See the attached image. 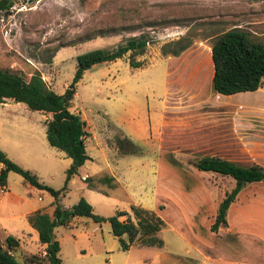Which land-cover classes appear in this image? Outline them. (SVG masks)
<instances>
[{"label":"rangeland","instance_id":"374dc122","mask_svg":"<svg viewBox=\"0 0 264 264\" xmlns=\"http://www.w3.org/2000/svg\"><path fill=\"white\" fill-rule=\"evenodd\" d=\"M218 13H223V16L237 13L245 28L243 30L253 40L264 44V0H31L29 3L14 2L7 14L0 12V69L20 73L26 79L37 72L46 87L55 94H61L70 85L77 55L94 49H111L123 39L139 34L149 40L142 55L143 67L130 68L126 57L96 64L84 71L74 86L75 95L70 110L85 122V138L89 135L85 140V153L93 161L85 165L90 177L94 178L91 174L105 175L109 160L112 164L118 161L120 166L117 169L121 174L119 186L108 187L111 177L106 175L104 177L108 180L105 178L94 185L99 190L96 192L108 198L85 194L92 204L93 214L110 217L115 211L126 210L129 200L126 190L142 193L153 183V173L157 174L158 180L167 178L168 183L179 184L181 181L178 179L184 178L181 183L190 184L186 180L193 179L200 185L193 191L200 198L208 196L216 205L232 188L233 183L228 177L196 171L193 168L196 160L192 157L193 153L169 154V151H163L159 154L161 159H153L158 156L156 142L159 139L163 142L162 146H178V141L187 138L183 132L191 125L188 120H183V124L172 113L165 115V119L171 122L161 125L160 112L164 100L169 104L189 107L186 104L193 103L187 95L180 96L178 100L169 99L168 93L165 96L163 73L169 66L165 61L157 60L159 47L174 38L188 36L192 43L185 51L192 49L196 43L194 55L203 67L210 59L197 43L219 32L209 25ZM204 87V79H201L202 94ZM209 89L215 95L211 86ZM247 95L232 101L245 105ZM260 100L264 101V93H258L252 101ZM245 123L243 137L236 139L237 142L233 139L230 143L232 148L221 154L228 157L225 161L240 167L258 165L264 168V112L258 116L249 114ZM206 126V133L213 132L214 128ZM126 134L133 146L125 143L123 135ZM42 139L45 141L44 136ZM202 139L213 141L215 137L211 134ZM128 154L133 155L119 160V157ZM30 155L21 159L11 155L9 160L30 171L44 186L59 190L68 166L54 163L53 167L44 169L40 160ZM173 155L175 159H162ZM125 164L131 167L128 169ZM173 167L186 171V175L176 176ZM74 178L75 184H67L66 195L59 198L60 205L64 203L71 207L76 203L80 193L76 188L83 182L79 180V174ZM5 188L0 200V243L5 235L18 239L20 247L14 259L20 262L23 254L34 252L38 246L36 233L29 227L26 215L33 210H41L51 216L53 199L46 191L29 187L11 172L7 174ZM240 201L248 205L247 217H264V183L245 186L234 200L237 203ZM129 217L132 216L129 214ZM249 221L245 229L254 238L246 244L254 248V243L264 244V222L256 219ZM102 223L101 232L106 235L109 226L106 222ZM100 225L80 218L70 228H54L52 234L59 245L60 264L103 263L106 255L102 243L99 237L92 236L99 235ZM173 234L166 228L161 235L171 241ZM218 240L224 243L227 238ZM236 242L235 251L240 252L244 240L241 238Z\"/></svg>","mask_w":264,"mask_h":264},{"label":"crops","instance_id":"0c3cea01","mask_svg":"<svg viewBox=\"0 0 264 264\" xmlns=\"http://www.w3.org/2000/svg\"><path fill=\"white\" fill-rule=\"evenodd\" d=\"M214 20L215 21L212 22V24L209 23V25H212L214 30L219 32L233 28L245 29L242 27L237 13L231 14L230 16H223V13L221 15L218 13ZM177 38H174V40ZM211 39L212 37H206L203 42L197 43L199 44L198 46L204 48L203 53L207 54L208 60L210 59V43H206ZM195 45L196 43L192 45V49L183 51L175 57L158 54L157 60H163L169 66L163 73L165 96L168 93L167 96L170 97L169 99L178 100L180 96L183 97L187 95L189 100L193 103L186 104L191 106L189 107L180 104H169L164 100L160 112L161 125L171 122L165 119V115L170 113L175 115L183 124H185L183 120H188L187 122L191 123V125L183 132L184 136L187 138L178 141V146H162L163 142L159 139L156 142L158 156L153 159H161L159 154L163 151H169V154L187 151V153L195 154L192 156L194 159L218 158L227 160L228 157L221 153L232 148L230 143L233 139L236 141V139L243 137L242 127L246 125L245 122L248 115H263L264 101L260 100L256 102L252 100L258 93H264V85L253 92H241L229 96L219 95L214 91L215 95L211 93L209 89L212 76L211 62L208 61V63L202 67L200 59L197 55H194V50L196 49ZM190 51L193 52L190 53ZM143 59L144 57L141 56L139 61ZM201 79H204L205 82L203 94L200 88ZM184 81H186V83H184ZM184 84L186 85L185 89H183L185 87ZM244 94H248L245 105L241 102L232 101L234 98H241ZM176 102L177 101L174 103ZM33 115L38 117H34ZM49 118V114L30 111L23 104L13 103L7 100L1 102L0 138L2 137V141L0 140V151L10 160L11 155L12 157L20 158L23 156L27 157L31 154V157L40 160L39 162L43 165L41 166L44 169L53 167L54 163L62 164L64 167L69 166L70 159L62 152L49 147L46 140L43 141L42 139V136H44L45 139L44 123ZM207 119L210 120L207 121ZM206 124H208V127L214 128L213 132L206 133ZM211 134L215 137L213 141H205L202 139V137L211 136ZM123 136V138H125V143L133 146L134 143L129 138V135L126 134ZM87 138H85V140ZM166 142L169 143V140L167 139ZM129 155L132 156L133 154L123 155L119 157V160ZM87 157L89 160L85 161L83 165L77 169L76 174L72 176L68 184L74 185V177L79 174V180L82 181L83 184L76 188L80 192L77 200L79 197L83 196L82 198L92 208V204L86 199L85 194H89L90 197L95 195L100 198H108L100 192H96L99 190H97L94 185L99 184L100 181L102 182V180L106 178L104 177L106 175L111 177L110 184L107 186L116 188L121 184V177L119 178L121 174H119V170H117L118 167H120L118 161L112 164L111 160H109V169L107 173L102 176L91 174L94 177L91 178L85 164L87 162H92L93 158L89 155H87ZM175 158L176 156L173 155L162 159ZM124 166L128 169L131 167L129 164H125ZM173 170L176 176L186 175V171L178 167H173ZM153 174V183L146 187L142 193L136 194L126 190L129 199L127 200V207L129 208V206L132 205L152 212L162 222L161 228L155 233V237L161 242V246L143 244L142 241L144 238L137 235L134 243L128 250L120 251L117 239L110 234V229L109 233L106 235L102 234L101 226L104 225V223H101L99 226V235H92L93 238L99 237L103 246V253L106 255L104 262L101 264H264V244L259 245L254 243L253 245L256 246L254 248H249L246 243L254 237L245 229L246 224L251 222L249 221L251 219L264 222L263 216H261V219L254 217L249 218L247 217L248 210L246 208L248 205H243L241 201L238 203L233 201L226 210L225 224L216 231L211 232L209 228L213 222L218 204L212 203L208 196L200 198V196L193 191V188L197 189L200 185L193 179L186 180L190 182V184H182L181 182L185 180L184 178L178 179V181H181L179 184L168 183L169 180H167V178H159L158 180L157 174ZM84 176L89 180L90 187L84 182L86 179L82 180ZM5 189V187L0 188V200L2 198L1 195L6 191ZM66 193L64 195H66ZM239 193L240 192L237 194ZM61 205L64 208H69L64 203ZM128 208L118 211H125L129 215ZM250 208H252V206H250ZM34 211L37 210H33L30 213ZM30 213H28L26 217ZM245 214L246 217L244 216ZM107 217L103 216V218ZM123 219L119 218V220ZM77 220L78 219L72 220L65 228H70L73 224L77 223ZM166 228H169L170 232L174 233L171 241L161 235ZM122 238L125 239V236ZM221 238H227V240H224V243H219L218 239ZM241 238L244 240V243L241 242L242 250H240V252L235 251L237 248V245H235L237 244L236 240H240ZM114 242H116V244ZM256 242L259 241L256 240ZM231 247L232 249L234 248V251ZM34 253H38L42 256V253H44L43 246L38 245L34 252L23 254L21 260L25 256ZM232 253H234V255H232Z\"/></svg>","mask_w":264,"mask_h":264},{"label":"trees","instance_id":"16d2710c","mask_svg":"<svg viewBox=\"0 0 264 264\" xmlns=\"http://www.w3.org/2000/svg\"><path fill=\"white\" fill-rule=\"evenodd\" d=\"M18 1L27 0H0V12L7 14L12 4ZM191 43L188 36H181L161 44L159 53L175 57L189 48ZM148 44L146 36L139 34L123 39L111 49H94L77 55L72 81L61 94L48 89L37 72L31 73L26 79L20 73L0 69V103L7 100L23 104L30 111L49 114L50 118L44 123L47 145L70 159L64 172L63 186L59 190H53L41 184L34 174L10 161L0 151V188L5 187L7 174L11 172L29 187L46 191L53 199L51 216L37 210L26 217L29 227L37 235V244L43 246L44 255L30 254L17 262L14 254L19 249V241L7 235L0 243V264H60L59 245L52 231L56 227H66L72 220L80 218L90 219L95 224L108 223L110 234L117 239L120 251L128 250L137 235L144 238L143 244L161 246L155 233L161 228L162 222L152 212L130 205L128 210L132 217L125 211H116L114 215L103 218L93 214L91 206L82 197L69 208L58 203L59 198L67 191L69 180L89 160L85 153L84 122L77 113L70 110L75 84L81 79L83 72L92 66L114 62L123 57H126L130 68H141L143 63L136 58L144 54ZM209 57L212 66L210 83L215 93L229 96L253 92L263 86L264 44L253 40L245 30L233 28L214 34L209 45ZM193 168L198 172L228 177L233 183L230 191L224 194L217 205L209 228L211 232L225 224L226 210L238 192L249 184L264 183V168L258 165L245 168L218 158H199L193 162ZM84 182L88 187L91 186L89 180Z\"/></svg>","mask_w":264,"mask_h":264},{"label":"built area","instance_id":"2783aa9c","mask_svg":"<svg viewBox=\"0 0 264 264\" xmlns=\"http://www.w3.org/2000/svg\"><path fill=\"white\" fill-rule=\"evenodd\" d=\"M1 167V165H0ZM86 179V176L82 177V180H85ZM44 255V253H42V256Z\"/></svg>","mask_w":264,"mask_h":264},{"label":"water","instance_id":"95a60500","mask_svg":"<svg viewBox=\"0 0 264 264\" xmlns=\"http://www.w3.org/2000/svg\"><path fill=\"white\" fill-rule=\"evenodd\" d=\"M27 2L29 3V2H31V0H27Z\"/></svg>","mask_w":264,"mask_h":264}]
</instances>
